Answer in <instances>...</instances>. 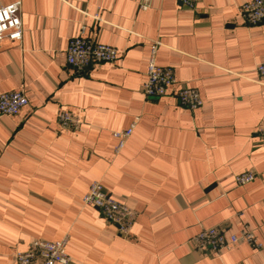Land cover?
<instances>
[{
    "label": "crops",
    "instance_id": "1",
    "mask_svg": "<svg viewBox=\"0 0 264 264\" xmlns=\"http://www.w3.org/2000/svg\"><path fill=\"white\" fill-rule=\"evenodd\" d=\"M21 2V39L0 42V93L22 91L29 103L0 114V264L31 241L69 235L70 264L264 263V21L246 25L250 0H0ZM118 49L114 63L85 72L67 48L81 34ZM156 60L178 84L161 97L142 86L153 42ZM180 84L204 104H180ZM65 110L77 130L60 125ZM138 118L125 147L113 133ZM252 171L254 180L235 176ZM100 180L137 218L131 235L107 222L83 197ZM221 227L252 230L261 249L241 242L219 253L192 238Z\"/></svg>",
    "mask_w": 264,
    "mask_h": 264
},
{
    "label": "built area",
    "instance_id": "2",
    "mask_svg": "<svg viewBox=\"0 0 264 264\" xmlns=\"http://www.w3.org/2000/svg\"><path fill=\"white\" fill-rule=\"evenodd\" d=\"M200 0H180L188 8L194 9ZM152 0H140V7L147 10L151 7ZM21 2H9L0 5V42L5 39L17 40L22 38L23 22ZM240 15L246 25H258L264 21V0H250L240 7ZM85 26L82 27L81 34L72 38L67 48V61L69 66L77 72H85L90 67L98 63H114L119 51L116 47L89 38L84 35ZM160 42H153L151 54L146 72V81L142 86V91L146 97H161L178 84L175 71L170 66H161L157 63L156 56ZM256 70L264 76V61L259 62ZM176 93L181 105L192 111L197 110L203 104L200 91L188 84H180ZM29 100L22 91H11L0 93V114L16 115L26 105ZM58 119L62 128L77 130L80 121L71 112L62 110L58 114ZM138 118L132 124L113 133L118 140L115 152L119 153L126 145L128 139L134 132ZM259 136L264 142V127L259 129ZM256 174L252 171L243 172L235 176L236 182L240 185L247 184L254 180ZM83 202L87 206H93L100 210L107 222L118 226L123 237L131 235L137 214L127 204L117 200L110 194L105 185L100 180H95L90 185L87 193L83 197ZM69 235L50 241L35 239L30 242L28 249L18 251L15 259L18 264H70L73 261L68 252ZM193 244L201 251H212L219 253L224 249L231 248L241 242H247L255 248L261 249L263 244L259 242L256 234L245 228L239 234L227 236L221 227L213 226L205 228L192 238ZM264 264V263H263Z\"/></svg>",
    "mask_w": 264,
    "mask_h": 264
}]
</instances>
